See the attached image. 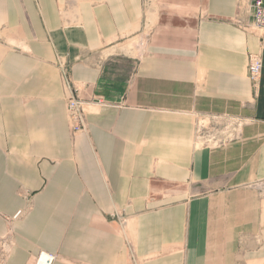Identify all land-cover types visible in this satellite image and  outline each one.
<instances>
[{
	"label": "crops",
	"instance_id": "obj_1",
	"mask_svg": "<svg viewBox=\"0 0 264 264\" xmlns=\"http://www.w3.org/2000/svg\"><path fill=\"white\" fill-rule=\"evenodd\" d=\"M250 3L0 0V237L26 212L6 264H134L115 212L135 264H264V67L257 88L247 77L264 33L244 28ZM146 26L128 82L113 49ZM58 59L107 103L87 105L74 136ZM197 132L230 142L197 147Z\"/></svg>",
	"mask_w": 264,
	"mask_h": 264
},
{
	"label": "rangeland",
	"instance_id": "obj_2",
	"mask_svg": "<svg viewBox=\"0 0 264 264\" xmlns=\"http://www.w3.org/2000/svg\"><path fill=\"white\" fill-rule=\"evenodd\" d=\"M244 28L246 30H250L249 27L247 26H244ZM150 30H151L150 26L140 27L139 29H136L134 32L124 37L120 43H117L116 44L117 48L113 49V51L115 50L117 54L120 53V54H125L128 56L123 59V67L132 68L128 76V82H132L134 79V76H135L134 69L136 66V62L139 59L143 46H145L147 42V37H148V34L150 33ZM127 51H129V53ZM55 66L60 74L61 81L64 87L66 110H67V103L70 100V98L80 99L86 102L88 105H92V104H96L98 106L107 105V103L104 101L105 98L103 96L92 94L91 92H89V86L77 84L72 79V76H71L72 68L68 60L58 59L57 62L55 63ZM87 96H91V97H87ZM67 118H68V122L70 126L71 135L74 136L76 134L72 130V123L69 117L68 110H67ZM224 118L227 119L231 117L225 116ZM197 125L199 126V124ZM218 125H220L218 126V129H221L223 131L232 130L231 122L219 123ZM216 126H213V128H215ZM236 128H237V125H236ZM86 131H87V126H86V121H85L84 132ZM84 132H81V133H84ZM212 135L211 134L205 135L203 132L201 133L197 132L196 138L194 140V145L197 147L199 146L213 147V146H223V145H226V143L230 142V140H224V139H218V138L216 139L215 137H212ZM25 213H26L25 210H20L16 214L15 217L5 219L7 226H8V230H7V233L3 237H0V264H6L9 251L12 245L11 225L14 221L23 218ZM109 221L116 226V229L118 233L124 239L125 244H127V246H130L131 252L129 253V258L131 259V262L135 264V254H133V251H132L133 245L131 243V239H130L131 237L129 234L130 222H131L130 219L127 218L126 216H123V214L120 212H115L114 217L109 219ZM35 258L36 256L32 257L28 261V264H34Z\"/></svg>",
	"mask_w": 264,
	"mask_h": 264
},
{
	"label": "built area",
	"instance_id": "obj_3",
	"mask_svg": "<svg viewBox=\"0 0 264 264\" xmlns=\"http://www.w3.org/2000/svg\"><path fill=\"white\" fill-rule=\"evenodd\" d=\"M250 12L252 20L250 26H248L249 29L257 33H264V0H251ZM263 67V58L261 54H255L249 57L247 77L254 88H257L260 83ZM87 105L86 102L75 98H70L67 103L72 130L75 134L84 132L85 130L84 108ZM57 260V255L41 252L36 256L34 264H55Z\"/></svg>",
	"mask_w": 264,
	"mask_h": 264
},
{
	"label": "bare ground",
	"instance_id": "obj_4",
	"mask_svg": "<svg viewBox=\"0 0 264 264\" xmlns=\"http://www.w3.org/2000/svg\"><path fill=\"white\" fill-rule=\"evenodd\" d=\"M44 262H45V260H44Z\"/></svg>",
	"mask_w": 264,
	"mask_h": 264
}]
</instances>
